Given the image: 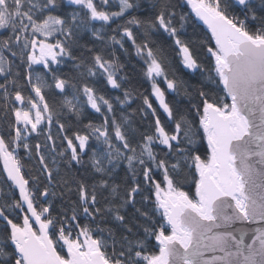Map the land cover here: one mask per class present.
<instances>
[{
  "label": "snow or ice",
  "instance_id": "6c2138e0",
  "mask_svg": "<svg viewBox=\"0 0 264 264\" xmlns=\"http://www.w3.org/2000/svg\"><path fill=\"white\" fill-rule=\"evenodd\" d=\"M185 3L0 0V264H264V0Z\"/></svg>",
  "mask_w": 264,
  "mask_h": 264
},
{
  "label": "trees",
  "instance_id": "16d2710c",
  "mask_svg": "<svg viewBox=\"0 0 264 264\" xmlns=\"http://www.w3.org/2000/svg\"><path fill=\"white\" fill-rule=\"evenodd\" d=\"M173 2L176 3L177 5H180L179 7H177L178 14L179 13L191 14L190 6L186 5L185 0H173ZM237 14H239V13H237ZM194 23L198 24V27H196L194 30L193 21H190V23L187 27L188 36H190V37L191 36L202 37L205 34L210 35V33L207 32V29L203 25H201L197 21H194ZM157 42L158 43L160 42L159 38L157 39ZM168 43L170 44L171 42L169 41ZM205 55H206V53L203 51V49H201L200 50V58L203 59L205 57ZM170 57L172 59L173 67L176 70L177 77L188 80V75L186 74V70L182 69L178 63V57H175L174 53H170ZM121 59L127 61L125 71L129 72V74L133 76L134 83L142 81L143 78L139 73L140 65L137 63V58L134 56V54L131 56H128V57L122 56ZM205 63L207 64L208 61H205ZM133 66H135V68H136L135 72L132 71ZM189 82L194 83L195 81H189ZM148 89H149V85L147 83H144V86H143V88H141V91H143L145 94H147ZM101 90H103V89H101ZM85 111H86V113H88L91 110L86 108ZM92 118L96 119L95 116H93ZM0 169H2V162H0Z\"/></svg>",
  "mask_w": 264,
  "mask_h": 264
},
{
  "label": "water",
  "instance_id": "95a60500",
  "mask_svg": "<svg viewBox=\"0 0 264 264\" xmlns=\"http://www.w3.org/2000/svg\"><path fill=\"white\" fill-rule=\"evenodd\" d=\"M190 9H191V8H190ZM192 15H193V17H194V14H192ZM197 22H198V21H197ZM198 23H200L201 25H203L202 22H198ZM203 26H204V25H203ZM204 27L206 28V26H204Z\"/></svg>",
  "mask_w": 264,
  "mask_h": 264
}]
</instances>
